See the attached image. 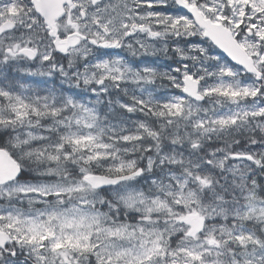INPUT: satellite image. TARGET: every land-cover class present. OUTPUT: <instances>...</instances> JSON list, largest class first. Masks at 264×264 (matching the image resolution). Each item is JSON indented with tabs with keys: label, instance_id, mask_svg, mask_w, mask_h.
I'll return each instance as SVG.
<instances>
[{
	"label": "snow or ice",
	"instance_id": "1",
	"mask_svg": "<svg viewBox=\"0 0 264 264\" xmlns=\"http://www.w3.org/2000/svg\"><path fill=\"white\" fill-rule=\"evenodd\" d=\"M0 264H264V0H0Z\"/></svg>",
	"mask_w": 264,
	"mask_h": 264
},
{
	"label": "trees",
	"instance_id": "2",
	"mask_svg": "<svg viewBox=\"0 0 264 264\" xmlns=\"http://www.w3.org/2000/svg\"><path fill=\"white\" fill-rule=\"evenodd\" d=\"M26 80H28V81L30 82V81H32V80H36V79H30V78H26ZM32 86H33V87H35L36 85H35V84H33Z\"/></svg>",
	"mask_w": 264,
	"mask_h": 264
},
{
	"label": "rangeland",
	"instance_id": "3",
	"mask_svg": "<svg viewBox=\"0 0 264 264\" xmlns=\"http://www.w3.org/2000/svg\"><path fill=\"white\" fill-rule=\"evenodd\" d=\"M30 79H36V80H37V79H39V78H37V77H31Z\"/></svg>",
	"mask_w": 264,
	"mask_h": 264
}]
</instances>
